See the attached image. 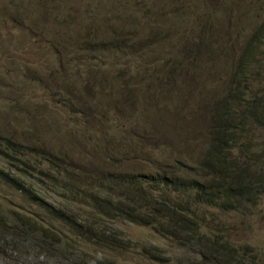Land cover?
<instances>
[{
  "label": "rangeland",
  "instance_id": "rangeland-1",
  "mask_svg": "<svg viewBox=\"0 0 264 264\" xmlns=\"http://www.w3.org/2000/svg\"><path fill=\"white\" fill-rule=\"evenodd\" d=\"M1 1L23 7L29 0ZM35 1L29 14L23 12L3 19L5 15L0 13V136L49 156L40 166L45 171L44 176L40 174L41 181L53 175L67 180L74 174L96 181L92 177L102 173L96 167L92 151L100 145L83 142L87 135L85 122L95 125L98 136L99 118L104 121L113 112L123 114L118 116L122 122L109 119L113 124L109 133L118 136L116 130L129 132L130 142L145 156L155 148L166 169L178 173L189 171L197 178L192 168H197L213 144L215 113L232 85L238 58L232 27L222 18L218 25L209 13L206 17L197 14L185 0L175 3L171 0ZM99 5L105 8L102 10ZM57 9L65 15L50 14H55ZM184 11L190 15L181 16ZM164 13L177 19L195 18L198 27L172 33V24L171 36L164 40L158 26V17ZM207 20L214 25L208 30ZM102 39H106L105 45ZM184 47L186 50L182 52ZM254 90L264 98L263 83L254 86ZM54 91L57 93L53 99ZM60 103H67V107L60 109L63 108L58 106ZM125 117L129 121L123 123ZM246 134L249 143L241 144L242 138L236 137L235 142L241 147L235 146L238 148H233V154L246 153V162L250 164L246 178L257 196L251 199L243 195L239 206L229 209L199 205L195 212L212 233L222 234L233 245H247L243 252L264 260V125L249 126ZM24 151L22 158L34 159V154ZM257 154H261L260 164H255ZM0 168H7L1 153ZM12 175L18 182L25 181L22 175ZM33 180L29 178L26 183ZM60 181L53 190L41 188L40 196L52 205L63 202L65 209L64 203L71 201L59 196ZM14 183L16 186L0 183V215L16 213L35 220L40 209L29 200L31 189ZM160 192L153 189L155 195ZM167 195L178 199L169 191ZM72 202L73 212L78 202ZM82 208L86 209V204ZM112 227L111 231L128 244L123 253L94 250L79 241L74 244L76 250H81L78 256L65 249L55 251L51 242L42 241L38 234L27 233L33 234V242L13 249L14 253L8 247L5 255L0 256V264H92L83 263L90 256L127 259L131 264H197L199 261L190 248L168 247L150 224L114 221ZM23 228L34 231L25 224ZM36 242L49 252L47 257L35 249Z\"/></svg>",
  "mask_w": 264,
  "mask_h": 264
},
{
  "label": "trees",
  "instance_id": "trees-1",
  "mask_svg": "<svg viewBox=\"0 0 264 264\" xmlns=\"http://www.w3.org/2000/svg\"><path fill=\"white\" fill-rule=\"evenodd\" d=\"M228 1L230 5L227 4ZM36 2L29 0L26 5L19 7L11 1H1L0 13L5 15L3 19L14 18L23 12L29 14L30 6ZM171 2L175 3V0ZM185 3H191L197 14L205 16L209 13L210 18L218 25L222 18L227 26L232 27L237 43L234 50L238 51L231 88L219 102L215 113L212 149L210 147L205 151L197 168H192L197 178L192 177L189 171L178 173L173 169H166L161 164L163 158L159 157L160 153L155 148L145 156L130 142L129 132L116 130L118 136L109 133L113 124L108 120L121 121L118 116L123 114L116 112L104 121L99 118L100 136L95 134V125L85 122L87 135L84 136L83 142L90 141L94 145H100L92 152L96 167L101 170L102 175L92 177L96 180L93 182L89 181V177L80 174H74L73 178L68 176L67 180L58 179L53 175V178L45 177L41 181V176L45 173L41 164L48 161L49 156L28 150L19 142L0 136V153L7 164L6 169L0 168V183L16 186L14 182H17L31 189L28 190L29 200L33 204L36 203L40 209L35 220L16 213H10L7 217L0 215V256L5 255L8 247L14 253L13 249L23 248L25 244L33 242V234L41 236L42 241L51 242L55 251L65 249L75 252L78 256L81 250H76L74 244L79 241L87 243L94 250L123 253L128 249V244L119 234L112 232L111 228L114 221H127L150 224L166 240L168 247L192 249L199 257L197 264H264V260L256 258L253 253L243 252L247 245H233L222 234L208 230L205 220L195 212L199 205L233 208L235 205L239 206L241 196L252 199L258 194L253 192V185L246 178L250 168V164L246 162V153L236 156L233 154V148L239 146L235 142L236 137L242 138L241 144L249 143L246 134L249 126L264 125V98L254 90V86L258 84L264 85V0H185ZM99 6L102 10L105 8V5ZM7 9L11 10L5 13ZM95 9L100 10L98 6H95ZM50 14L63 17L65 12L57 9L55 14ZM180 15L190 14L184 11ZM147 19L144 20L145 24ZM158 19L164 40L170 38L172 24V33L184 28L192 31L199 24L195 18L180 19L179 16L177 19L165 13ZM118 20L120 21L119 18ZM206 26L207 30L214 27L208 20ZM122 36L120 33L121 40ZM106 42V39L101 40L104 45ZM185 50L184 47L182 52ZM151 71L154 72L152 69ZM56 93L57 91L51 93L53 99ZM56 102L59 103L58 100ZM54 106L52 103L51 107ZM58 106L65 109L67 103H60ZM147 107L149 108V103ZM128 121L125 117L123 123ZM120 146L125 149L122 150ZM24 150L34 154V159L22 158ZM260 156L261 154L255 156V164H260ZM139 163L143 165L139 166ZM153 169L154 171H151ZM14 173L22 175L25 181L18 182L12 175ZM207 175H211V178H207ZM29 178H33V182L26 183ZM58 180H61L59 196L67 197L66 200L71 201L64 203L65 209L63 202L57 201L52 205L40 196L41 188L46 191V186L53 190ZM154 188L160 189L161 192L155 195ZM168 191L178 199L169 198ZM73 200L78 202V205H75L77 208L72 212L70 204H74ZM81 201L85 203L80 204ZM85 204L86 209H83L82 205ZM23 224L34 231L24 229ZM52 228H55V231ZM65 236L68 237L63 238ZM35 249L44 257L49 254L43 247H39L37 242ZM83 254L89 256L87 252ZM126 260L90 256L88 260L84 259L83 263L131 264Z\"/></svg>",
  "mask_w": 264,
  "mask_h": 264
}]
</instances>
